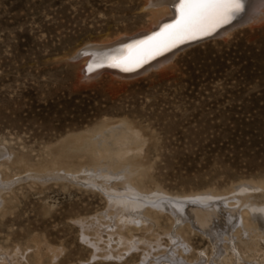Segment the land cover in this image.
I'll return each mask as SVG.
<instances>
[{
  "label": "rangeland",
  "instance_id": "rangeland-1",
  "mask_svg": "<svg viewBox=\"0 0 264 264\" xmlns=\"http://www.w3.org/2000/svg\"><path fill=\"white\" fill-rule=\"evenodd\" d=\"M254 1L123 77L97 49L114 44V57L148 28V0H0V177L12 179L0 193V264H264L257 232L235 226L232 240L172 213L205 194L227 206L238 186L264 183V6ZM125 169L146 197L96 185ZM122 199L144 206L125 211Z\"/></svg>",
  "mask_w": 264,
  "mask_h": 264
},
{
  "label": "bare ground",
  "instance_id": "bare-ground-1",
  "mask_svg": "<svg viewBox=\"0 0 264 264\" xmlns=\"http://www.w3.org/2000/svg\"><path fill=\"white\" fill-rule=\"evenodd\" d=\"M147 1V0H146ZM177 2H179V0H155V3H153V1L151 2V0H148V2H146V9H148V11H149V13L152 15V17L154 18V20H153V23L152 24H150L149 25V27L148 28H146V29H143V30H141V31H138V33H136V34H132V35H130L129 37H126V38H123L122 40L121 39H119V40H121V43H117L118 45H120V46H118L117 45V47H119L118 48V50L114 53V56H119L120 55V53H121V50H123L127 45H129V44H133V43H135L136 41H139V40H143V39H145V38H142L143 36L142 35H144V34H147V33H150L152 30H154L153 32H151L150 33V35L149 36H151L153 33H155V32H157L158 31V27H159V31H160V29H161V27L163 26V25H165V24H168V23H171V22H168V21H170V20H172V19H174V17L176 16V12H175V9L172 7V5H175V4H177ZM245 2H246V0H242V9L244 8V5H245ZM264 6V0H255L254 2H253V4L252 5H250V7L249 8H254V10H256V12L257 13H260L261 12V10H262V7ZM240 13V12H239ZM238 13V14H239ZM238 14H236V15H238ZM235 15V16H236ZM253 15V14H252ZM234 16V17H235ZM250 16V15H249ZM233 17V18H234ZM232 18V19H233ZM231 19V20H232ZM157 29V30H156ZM227 29L228 28H225L224 30L225 31H227ZM224 30H222L223 32L222 33H224ZM221 35V34H220ZM141 36V37H140ZM136 37H138V38H136ZM129 39H131V40H129ZM128 40V41H127ZM120 42V41H119ZM190 44V43H189ZM116 45V44H115ZM112 46V45H111ZM103 47V48H98L97 50H98V52H99V54L101 55V57H103V58H105V57H107V56H109V54H111V52H113V50H114V44H113V47ZM182 47V46H181ZM168 52H170V51H166V52H164L163 54H161V55H157V56H155L154 58H152V59H149L148 61L150 62H148V64H146L145 66H143V68H142V70H144V69H146V68H148V67H150V66H154V65H157V64H160V63H162V62H164V61H166L169 57H170V55L171 54H169V55H167L166 56V54H168ZM165 56V57H164ZM156 58V59H155ZM154 59V60H153ZM153 60V61H152ZM152 61V62H151ZM144 64V63H143ZM142 64V65H143ZM140 67V66H139ZM139 67H136V66H132V68H131V70H133V69H136V68H139ZM116 68H118V69H120V70H122V68H119V67H116ZM123 71H125V70H123ZM119 72V71H118ZM106 126V124L105 125H103L102 126V128L99 130V135H98V138H99V141L100 142H105V133L102 131V129L104 128ZM120 126H122V123L121 122H118V124L117 125H115V126H113L112 128H108V129H106V130H109V131H114V129L115 128H119ZM126 126V125H125ZM114 128V129H113ZM122 128V127H121ZM125 128H128V127H125ZM124 129V128H123ZM113 133V132H112ZM127 133H129V132H127ZM126 133V134H127ZM113 136V135H112ZM122 136V135H121ZM120 136V137H121ZM126 136V135H125ZM128 137V136H127ZM126 137V139H128ZM113 138H114V136H113ZM119 138V137H118ZM117 138V139H118ZM114 139H116V138H114ZM125 141V140H124ZM128 141V140H127ZM120 142H121V139H120ZM119 142V144H121ZM116 143V142H115ZM127 143V142H126ZM122 144H123V142H122ZM101 145V144H100ZM117 146V145H116ZM124 148H127V147H124ZM120 149L118 148V151H119ZM122 150V149H121ZM123 151H124V149H123ZM120 152H122V151H120ZM125 152V151H124ZM0 157H3L2 155H1V153H0ZM101 157H103V156H101ZM114 159V158H113ZM111 164V163H110ZM117 164V163H116ZM105 165V164H104ZM122 165V164H121ZM106 166V165H105ZM114 166V165H113ZM127 167V166H126ZM51 168V167H50ZM65 169V168H64ZM67 170H68V168H66ZM105 169V168H104ZM106 169L107 170H111V169H109L108 167H106ZM38 171H40V172H43L44 170H47V169H42V170H39V169H37ZM103 170V168L101 169V170H99V171H102ZM107 170H105V171H107ZM34 171H35V169H34ZM33 170H32V172H34ZM52 171V170H51ZM69 171V170H68ZM48 172V171H47ZM74 172V171H73ZM102 172H104V171H102ZM112 172V171H111ZM46 173V172H45ZM94 173H96V172H94ZM39 175V177H44V176H46L47 175V173L46 174H44V175H42L41 173H39V172H35V175ZM49 174V173H48ZM54 175H55V173H53ZM64 174H65V172H64ZM71 174V173H70ZM113 174V173H112ZM30 175V174H29ZM31 175H33V174H31ZM51 175H52V173H51ZM68 175H69V173H68ZM99 175V177H100V174H98ZM109 175H111L110 173H109V171H107V173L105 174V176H109ZM102 176V175H101ZM119 176V175H118ZM131 176V172L129 171V169H125L124 170V174H122L121 175V181H119V183L117 182V184H113V181H101L100 183H97L96 185L98 186V187H100V189H102L101 187H103V186H107V184L106 183H112V187L113 186H115V188H116V186L118 187V188H120L121 189V191L123 192V193H131L132 195H133V193H134V198L135 197H139V198H143L145 195H143V193L141 194V192H138L137 191V189L139 188V190H140V187H138L137 189H136V187L133 189L132 188V186H131V188H130V185H132L131 184V182L133 181V179H132V177H130ZM47 177V176H46ZM80 177H82V176H80V175H77V174H75V175H72L71 174V178H73V179H80ZM93 177V176H92ZM104 177V176H103ZM113 177H114V175H113ZM84 178V177H83ZM97 178V177H96ZM102 178V177H101ZM91 179V178H90ZM86 180V178H85V181H91V182H94L95 180ZM98 179V178H97ZM100 179V178H99ZM114 180V179H113ZM115 181V180H114ZM9 182H12V179H9V178H7V179H2L1 177H0V193H2V191L5 189V188H7V186H9L10 185V183ZM96 182V181H95ZM138 183V182H137ZM257 183V182H256ZM260 184H261V182H259ZM9 184V185H8ZM134 184H136V183H134ZM258 184V183H257ZM254 185V184H242L241 186H238V187H240V191H241V193L239 194V195H234L233 197H232V200H234L235 201V203L234 202H232L231 201V198H229V200H230V202H228L227 201V206H224V204L222 203V204H217L215 201L217 200V198L218 197H215V196H211L210 194H205V195H199V197H197V198H201L200 200L201 201H199V202H196V203H191V202H194L195 200V197L194 198H190V199H192V200H194V201H191L190 203H186L185 201V204L184 203H182V204H184L183 205V207H188V214H186V215H183V216H181V214L182 213H178V211H177V213H175L174 212V210L172 211V213L174 214V216H176V219H178V220H180V219H185L186 218V220H189V222L191 223V224H193V225H195V226H199L201 229H204L206 232H208L209 234L211 233H213V234H215V232H217L218 231V229H223L224 228V232H225V234H227V235H225L226 237H228V238H230V236H232V234H231V231L233 230V228L236 226V227H240L241 229H245V230H247V232L248 233H251V232H257L258 233V235H259V237L260 236H264L263 235V230H264V198L263 199H261L262 197H264V195H261L260 196V194L259 193H251V191L253 190H256V189H258L259 187H261V186H264L263 184L264 183H262L261 185ZM110 187V186H109ZM237 187V188H238ZM117 188V189H118ZM235 190V189H234ZM236 191V190H235ZM257 192V191H256ZM238 193V192H237ZM231 194V193H230ZM229 195V194H228ZM168 196V195H167ZM227 196V195H226ZM146 197V196H145ZM148 197H150V196H148ZM154 197V196H153ZM220 197V196H219ZM173 198V197H172ZM177 198V197H176ZM226 198V197H225ZM138 199V198H137ZM161 199V198H160ZM170 199V198H169ZM179 199V198H178ZM184 199V198H183ZM138 200H140V199H138ZM146 200V199H145ZM171 200H173V199H171ZM123 203H125V204H123V208H125V209H123V210H125V211H130V210H136V209H142V207L144 206L143 204L144 203H142V202H140V201H142V200H140V201H124L123 199L121 200ZM144 202V201H143ZM149 202H151V201H149ZM153 202V201H152ZM170 202V201H169ZM172 202V201H171ZM183 202V201H182ZM154 203V202H153ZM173 204H175V206H177V207H179V206H181L182 204H180V202H179V200H178V202H176V201H173L172 202ZM221 203V202H220ZM233 203L235 204V205H233ZM148 204H150V203H148ZM152 204V203H151ZM155 206V205H154ZM158 206V205H157ZM165 206H167V205H165ZM156 207V206H155ZM149 208V207H148ZM173 208V207H172ZM166 209V208H165ZM169 209V208H168ZM186 209V208H185ZM124 211V212H125ZM123 212V211H122ZM136 212V211H135ZM144 212V211H143ZM185 212V211H184ZM165 213H167V212H165ZM250 215V216H249ZM122 219V218H121ZM137 219V218H136ZM239 219H241L242 220V225L243 226H239V225H241V223L239 222H237L236 220H239ZM255 219L256 220H261L262 221V225H263V227L260 229L259 227H261V226H259V224H257V222H255ZM186 223H188V222H186ZM189 223V224H190ZM189 224H188V226H189ZM215 224V225H214ZM213 228H215L216 230H214ZM241 229H239V230H241ZM260 229V230H259ZM239 230L237 229V231L239 232ZM86 231V230H85ZM237 231H235V232H237ZM223 232V233H224ZM234 232V231H233ZM237 232V233H238ZM243 233V232H242ZM130 234V233H129ZM212 234V235H213ZM245 234H246V232H245ZM131 235V234H130ZM144 235V234H143ZM249 235V234H248ZM251 235V234H250ZM254 235V234H253ZM224 236V237H225ZM236 236V235H235ZM255 236V235H254ZM132 237V236H131ZM234 237V236H233ZM233 237H231L230 239H232ZM251 237V236H250ZM256 237V236H255ZM218 238V237H217ZM127 239V238H126ZM136 240V239H135ZM138 240V239H137ZM233 240V239H232ZM232 240L230 241L231 243H232ZM134 242V241H133ZM133 244H135V243H133ZM136 245V244H135ZM222 245V244H221ZM233 245V244H232ZM237 250V249H236ZM239 254V253H238ZM237 259V258H236ZM215 261V260H214Z\"/></svg>",
  "mask_w": 264,
  "mask_h": 264
},
{
  "label": "snow or ice",
  "instance_id": "snow-or-ice-1",
  "mask_svg": "<svg viewBox=\"0 0 264 264\" xmlns=\"http://www.w3.org/2000/svg\"><path fill=\"white\" fill-rule=\"evenodd\" d=\"M172 7L176 16L171 23L163 25L159 32L127 45L119 56L105 57L110 60L108 66L128 71L179 44L210 35L242 11V0H179ZM101 66L99 62L90 63L86 71L90 73Z\"/></svg>",
  "mask_w": 264,
  "mask_h": 264
},
{
  "label": "water",
  "instance_id": "water-1",
  "mask_svg": "<svg viewBox=\"0 0 264 264\" xmlns=\"http://www.w3.org/2000/svg\"><path fill=\"white\" fill-rule=\"evenodd\" d=\"M177 3H179V2H177ZM175 18V17H174ZM174 19H172V20H170V21H168V22H172ZM231 21V20H230ZM229 21V22H230ZM228 24V23H227ZM224 25H226V24H224ZM224 25H222V26H220V27H218L214 32H212L210 35H207V36H204V37H202V38H200V39H197V40H193V41H186L185 43H182V44H179V45H177L175 48H172L171 50H173V49H176L177 47H180V46H182V45H185V44H188V43H191V42H195V41H198V40H201V39H203V38H206V37H209V36H211V35H213L214 33H216L221 27H223ZM160 27V26H159ZM159 27L157 28L158 29V31L157 32H159ZM156 29V30H157ZM154 30H152L151 32H153ZM150 32V33H151ZM150 33H147V34H144V35H142L143 37L142 38H146V37H148L149 35H150ZM141 37V36H140ZM136 38H138V37H136ZM129 40H131V39H129ZM128 41V40H127ZM171 50H169V51H171ZM79 54H83V51L81 50L80 51V53ZM156 59V58H155ZM154 60V59H153ZM152 60V61H153ZM151 61V62H152ZM149 62V61H148ZM148 62H146V63H144L143 65H146V64H148ZM150 63V62H149ZM141 67V66H140ZM139 67V68H140ZM86 68H87V65H86V67H85V73L86 74H88L87 73V71H86ZM108 69H110V70H113V71H119V73H120V76H123V77H129V76H131V75H134L136 72H138L139 71V68H136V69H133V70H128V71H123V70H120V69H118V68H115V67H110V66H108L107 67Z\"/></svg>",
  "mask_w": 264,
  "mask_h": 264
}]
</instances>
